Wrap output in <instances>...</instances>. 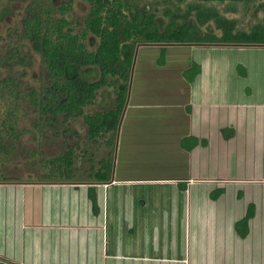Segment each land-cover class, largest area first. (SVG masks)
Here are the masks:
<instances>
[{
  "label": "crops",
  "instance_id": "1",
  "mask_svg": "<svg viewBox=\"0 0 264 264\" xmlns=\"http://www.w3.org/2000/svg\"><path fill=\"white\" fill-rule=\"evenodd\" d=\"M218 1L209 2L229 3ZM210 11H196L193 42L137 48L113 146L109 135L90 139L86 123L70 129L71 119L66 134L82 135L74 144L64 139L72 170L59 162L0 177V259L264 264V46L198 42L221 37L238 18ZM234 25V33H249L262 24ZM115 104L106 88L86 114ZM248 216L240 235L237 224Z\"/></svg>",
  "mask_w": 264,
  "mask_h": 264
},
{
  "label": "trees",
  "instance_id": "2",
  "mask_svg": "<svg viewBox=\"0 0 264 264\" xmlns=\"http://www.w3.org/2000/svg\"><path fill=\"white\" fill-rule=\"evenodd\" d=\"M90 5L81 30L76 31L69 20L72 1L59 8L52 2L40 4L35 0L23 21V30L16 32V46L0 63L15 66L25 63L20 55L19 42L28 41L44 61L48 83L42 89H30L25 96L26 109L40 111L48 126L65 125L74 118H84L89 126L90 139L110 136L113 146L118 126L128 97L129 82L137 48L143 44L191 43L193 37L188 23L178 24V15L163 27L156 14L138 6L132 0H84ZM183 1V0H180ZM213 1V0H204ZM205 21L199 19V23ZM224 27V28H223ZM223 35H209L198 42L216 45L264 46V26L257 25L249 33H234V22L223 25ZM94 45V47H90ZM196 73V72H195ZM20 97L21 83L8 78L0 83ZM112 88L114 108L94 114L86 109L95 103L100 91ZM39 125V124H36ZM73 156L68 152L49 163L57 168L59 162L72 170ZM103 181H109L113 164L105 162ZM248 218L237 224L240 235H245Z\"/></svg>",
  "mask_w": 264,
  "mask_h": 264
},
{
  "label": "rangeland",
  "instance_id": "3",
  "mask_svg": "<svg viewBox=\"0 0 264 264\" xmlns=\"http://www.w3.org/2000/svg\"><path fill=\"white\" fill-rule=\"evenodd\" d=\"M34 1L0 0V60L2 56L6 57L12 51V47L16 46L15 33L23 30V21ZM47 1L53 3L57 13L60 7L72 1L71 10L68 13L69 20L74 23L71 26L77 32L81 30V24L79 26L78 22H83L90 9L86 1L40 0L39 3L43 4ZM226 1L229 3L225 2L223 5L215 6L204 0H132L138 6L156 14L159 24L163 27L173 15H178L177 23H188L193 34L196 25L195 13L202 7L207 8V13L211 12L210 10H215L218 14H224L227 11L236 13L238 18L234 22L240 29L257 24L264 25V14L260 13L264 11V0ZM259 1L263 4L259 5ZM219 20L214 22L215 26L219 25ZM209 35L211 34H206L205 37ZM19 48L25 63L15 66L0 63V83L8 78H16L21 83L20 97L13 95L11 89H3L0 84V177H18L23 174L48 171L51 166L49 162L59 154L65 153L64 139L69 138V142L74 144L76 139L82 137L81 133L79 135L70 133L69 137L66 134L67 124H65L66 127L63 124L50 127L40 111L32 110V108L26 109L27 102L24 98L28 90L42 89L48 83L47 71L42 56L33 49L30 42H19ZM84 124L82 117L74 118L69 123L70 129L76 126L79 130Z\"/></svg>",
  "mask_w": 264,
  "mask_h": 264
},
{
  "label": "built area",
  "instance_id": "4",
  "mask_svg": "<svg viewBox=\"0 0 264 264\" xmlns=\"http://www.w3.org/2000/svg\"><path fill=\"white\" fill-rule=\"evenodd\" d=\"M0 263H1V264H15V263H12V262L6 261V260H4V259H0Z\"/></svg>",
  "mask_w": 264,
  "mask_h": 264
}]
</instances>
